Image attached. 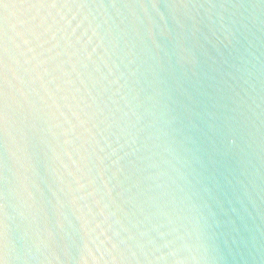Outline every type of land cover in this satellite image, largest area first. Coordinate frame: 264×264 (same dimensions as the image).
<instances>
[{"label":"water","instance_id":"water-1","mask_svg":"<svg viewBox=\"0 0 264 264\" xmlns=\"http://www.w3.org/2000/svg\"><path fill=\"white\" fill-rule=\"evenodd\" d=\"M82 2L9 41V264H264V0Z\"/></svg>","mask_w":264,"mask_h":264},{"label":"snow or ice","instance_id":"snow-or-ice-1","mask_svg":"<svg viewBox=\"0 0 264 264\" xmlns=\"http://www.w3.org/2000/svg\"><path fill=\"white\" fill-rule=\"evenodd\" d=\"M6 2L7 0H0V4ZM16 4L24 11L15 19L9 20L6 15L0 14V184L4 182L3 170L12 120L10 100L17 108L27 103V96L21 87L23 75L9 65V41L14 44L16 54L23 59L24 64H32L37 61V48L42 46L41 38L48 34L51 27L48 16L43 14L45 10L86 6L82 0H16ZM35 67H38V64ZM35 67L32 70H35ZM28 71L30 70L24 69L25 73ZM13 88L19 99L12 94ZM2 199L3 193L0 190V200ZM5 220L4 205L0 203V264H9Z\"/></svg>","mask_w":264,"mask_h":264}]
</instances>
